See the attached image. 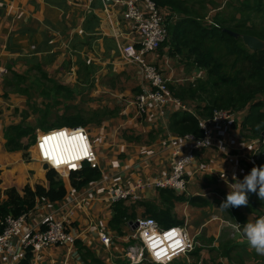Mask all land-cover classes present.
<instances>
[{
  "label": "crops",
  "instance_id": "crops-1",
  "mask_svg": "<svg viewBox=\"0 0 264 264\" xmlns=\"http://www.w3.org/2000/svg\"><path fill=\"white\" fill-rule=\"evenodd\" d=\"M127 44L128 25L110 9L108 0H0V202L6 199L8 190L22 191L26 185L32 187L35 181L31 179L24 183L28 177L24 176L27 166L22 154H9L4 147L5 132L11 125L21 123L20 112L25 102L23 97L13 94L2 99L6 91L4 80L10 77L9 71L34 79L44 74L59 86L69 88L75 97L66 103L71 112L79 110L87 114L106 110L111 113L115 110L98 125L92 123L83 127L96 153L99 179L78 190L66 181L67 193L61 201H38L26 214L28 226L35 230L48 220L69 216L67 231L75 235L76 243L80 242L103 264H129L124 255L131 245L130 235L134 231V222L124 226L123 235L117 236L110 229L108 222L113 203L108 190L133 188L138 181L168 175L175 162L174 151L187 149L185 141L177 139L180 136L171 133L168 127L171 115L182 112L173 109L171 113L161 115L157 108L149 106L143 115L136 114L131 102L140 92V83L135 69L124 60L122 52ZM146 61L157 65L165 76H170L172 82L169 84L174 87L188 84L184 82L186 78L191 81L192 77H205L200 69L193 67L187 71L176 59L163 53L149 54ZM87 87L92 88L91 91L83 92L82 88ZM81 94L83 96L79 97ZM78 98L80 103L77 105ZM15 100H19L18 104ZM189 103L197 108L201 106ZM63 111L62 108L55 112L61 114ZM31 117L28 122L34 124L35 116ZM242 122L235 120L224 128L212 129L213 146L197 154L185 168L190 197L175 202L172 211L181 221L178 226L190 238L198 239L203 248L202 260L210 261L211 254L201 245L199 237L214 238L212 245L216 247L223 226L234 228L228 213L218 210L223 200L218 190L225 193L229 190L221 175L225 174L231 182L233 174L242 179L253 167L247 163L246 157L254 153L257 145L251 147L242 130ZM37 131L44 132L36 129L35 134ZM55 140L57 138L52 142ZM23 142L26 143L27 139ZM139 195L141 201L158 200L155 190H142ZM189 198L196 199L194 204L188 203ZM203 201L208 205H201ZM142 211L140 207L137 209L138 218H142ZM247 219L254 222L256 214L251 213ZM101 232L112 238V245L108 248L98 239ZM243 241L241 237L236 238L238 243ZM13 245L14 253H0V264H19L24 258L25 251L16 239ZM246 252L244 263L234 261L232 264H259L248 258L247 254L251 255L254 250L247 247ZM190 259L194 262L189 254L173 264H192ZM218 262L231 264L223 258ZM30 263L92 264L90 259L84 262L76 248L68 245L33 254Z\"/></svg>",
  "mask_w": 264,
  "mask_h": 264
},
{
  "label": "trees",
  "instance_id": "trees-1",
  "mask_svg": "<svg viewBox=\"0 0 264 264\" xmlns=\"http://www.w3.org/2000/svg\"><path fill=\"white\" fill-rule=\"evenodd\" d=\"M151 1L169 16L166 20L167 41L157 52L176 59L187 71L196 67L205 74L204 78H198L192 83L177 87L169 84L171 93L181 101L201 104L196 109L197 115L201 118L210 117L216 110L237 111L247 107L248 114L242 123V130L250 141H258L256 166L264 165V143L260 138L261 132L264 131V49L252 52L244 46L241 37L234 38L227 32L250 35L264 42V0H228L222 9L213 10L210 16L209 9L219 7L214 0ZM9 74L10 77L4 80L6 91L2 99H7L10 94L25 99L24 109L20 112L21 123L11 125L5 132L4 147L9 154L21 153L22 157L28 160L25 151L31 146L36 129L46 132L62 127H87L92 123L98 125L107 114L111 116L115 112V110L111 113H107L106 110H95L87 114L79 110L71 112L70 106L68 107L66 103L69 104L75 97L69 88L59 86L44 74H40L38 79L14 71H9ZM33 92L37 94L34 95ZM36 97L47 102L43 101L42 107H38ZM59 105H62L64 111L61 114L55 112V120H51L52 110ZM31 115H35L34 124L28 122L32 119ZM198 125V119L187 112L172 114L168 123L170 132L177 136L187 134L200 136L201 130ZM24 139H27L26 143L23 142ZM99 177L98 170L85 164L78 176H70L69 183L73 189L78 190L96 182ZM218 191L224 200L227 193L220 189ZM66 193L65 181L54 171H48L42 179L37 178L32 187L26 185L22 191H16L14 188L8 190L5 193L6 199L0 202V232L4 229L3 222L7 216L17 218L26 214L34 209L38 201L59 202ZM157 193L158 200L154 201L140 200L130 205L124 204L123 201L114 202L111 205V218L108 222L110 229L115 231L117 236L123 235L124 226L138 219L139 207L143 210L141 217L155 220L160 228L181 225V221L172 211L175 202L186 199L168 189L157 190ZM248 197L247 206L227 210L230 224L238 223L243 226L249 222L247 216L251 213L256 214V219L264 216V201L255 193H249ZM187 200L189 204H194L196 199ZM201 205L206 206L208 203L203 201ZM225 225L216 247L212 245L214 238L206 235L199 237L201 245L211 254L210 261L201 259L200 253L203 248L198 246L190 254L194 260L192 264H220L218 262L220 258L227 259L231 264L234 261L245 262L247 242L242 230L238 232L232 230L233 234L242 235L230 238L232 233ZM238 237L244 241L236 242ZM130 243L133 244L134 241L131 240ZM75 248L84 262L90 259L92 264H103L80 242H75ZM247 255L249 259L264 264V255H258L255 251ZM31 258L32 252L27 249L19 264H31Z\"/></svg>",
  "mask_w": 264,
  "mask_h": 264
},
{
  "label": "built area",
  "instance_id": "built-area-1",
  "mask_svg": "<svg viewBox=\"0 0 264 264\" xmlns=\"http://www.w3.org/2000/svg\"><path fill=\"white\" fill-rule=\"evenodd\" d=\"M108 4L110 9L118 13L119 18L128 25V44L123 48L122 54L125 62L135 69L140 83V92L133 96L131 102L136 114L143 115L149 106L157 108L161 115L177 109L179 112L195 116L201 130L200 136L187 134L177 137L185 141L187 149L183 152L174 151L175 162L168 175L150 181H138L133 188L109 189V199L113 203L123 201L124 204L130 205L140 201V191L160 189L172 190L176 195L188 198L189 179L185 168L197 154L213 146L214 127L224 128L235 120L244 121L248 108L243 107L237 111L216 110L208 118L199 117L196 113L197 106L181 101L171 93L169 82H172V78L165 76L157 65L146 61L147 55L156 53L167 41L168 14L151 0H108ZM190 79L186 78L184 82L192 83L197 80L193 77L191 81ZM61 133L63 135H60ZM55 138L57 141L52 142ZM250 145L259 146V143L257 140L250 141ZM257 146L254 153L246 157L250 166H256ZM25 153L30 155L29 161L46 164L60 178L78 176L85 164L92 169H99L94 147L83 127L37 131L33 144ZM26 214L17 218L11 216L5 218L4 229L0 232V253L3 251L14 253L15 239L25 252L29 249L32 255L63 245L75 248L76 237L66 229L69 216L48 220L40 229L35 230L28 226ZM135 222L137 227L130 235V240L134 243L127 248L124 255L129 263L147 261L151 264H173L200 246L199 242L190 238L180 226L163 229L155 220L148 217L138 218ZM98 239L105 248L112 245V238L105 233H99Z\"/></svg>",
  "mask_w": 264,
  "mask_h": 264
},
{
  "label": "clouds",
  "instance_id": "clouds-1",
  "mask_svg": "<svg viewBox=\"0 0 264 264\" xmlns=\"http://www.w3.org/2000/svg\"><path fill=\"white\" fill-rule=\"evenodd\" d=\"M221 179L225 182L229 190L226 194V198L220 203L218 208L219 211L227 212L229 208L247 206L249 204V193L257 194L258 198L264 201V165L253 166L242 179L235 174H233L231 182H229L225 174L221 175ZM65 181H69V179ZM233 226L234 228L229 227V229L235 231L242 230V234L250 249L254 250L258 255H264V216H260L254 222H247L243 226L238 223Z\"/></svg>",
  "mask_w": 264,
  "mask_h": 264
},
{
  "label": "rangeland",
  "instance_id": "rangeland-1",
  "mask_svg": "<svg viewBox=\"0 0 264 264\" xmlns=\"http://www.w3.org/2000/svg\"><path fill=\"white\" fill-rule=\"evenodd\" d=\"M215 1V4L217 5V6H219L218 8H216V9H209V16H210V13L211 12H214L215 10H220V9H222L225 5H226V2L228 1V0H214ZM214 10V11H213ZM110 44V41L109 42H107V45H109ZM102 82H106V80H102ZM83 89V92H85V90H87V91H91V89L92 88H82ZM34 93V95H36L37 94V92H33ZM88 93V92H87ZM84 94H86V93H84ZM80 96H83V94H81V95H79V97ZM86 97H88V95H86L85 96V98H83V99H85L86 100ZM23 101V100H22ZM18 102H19V100H15V104H18ZM36 102H37V104H38V106H40L41 107V102H42V99L41 98H38V97H36ZM80 103V99L78 98L77 100H76V104L78 105ZM88 103H91L90 101L88 102ZM56 110H62V106L61 105H59V106H57L56 108H54L53 110H52V112L53 113H55V111ZM11 113V111H9L8 112V114H10ZM9 116V115H8ZM16 116V118H18L19 117V115L18 114H16L15 115ZM33 116H35V115H33ZM54 118L53 117H51V120H53ZM26 154V153H25ZM27 156V155H26ZM29 156L30 155H28V158H29ZM24 158V157H23ZM24 162H25V164H26V166H27V169L25 170V172H24V176H26L27 175V177H28V179L27 178H25V182L24 183H27L28 181H30L31 179H33V180H36L37 178H39V179H42V178H44L45 177V174H47L48 172H45V171H41V168H40V163L39 162H36V161H29V160H26L25 158H24ZM42 173V174H41ZM42 175V177H39L40 175ZM61 180H63V181H65L66 179L65 178H60ZM66 182V181H65ZM24 186V185H23ZM225 226H227V228H228V231L230 232V233H232L233 231H232V229H229V226L228 225H225ZM188 231V233H191V231L190 230H187ZM132 232V231H131ZM234 236V238L236 237V236H238V233H236V234H231L230 235V238H232ZM247 247H249L248 246V244H247ZM190 262H192L191 261V259H190ZM143 264H145V263H149V262H147V261H144V262H142ZM184 263H186V261L184 260Z\"/></svg>",
  "mask_w": 264,
  "mask_h": 264
},
{
  "label": "water",
  "instance_id": "water-1",
  "mask_svg": "<svg viewBox=\"0 0 264 264\" xmlns=\"http://www.w3.org/2000/svg\"><path fill=\"white\" fill-rule=\"evenodd\" d=\"M227 32L231 36H233L234 38L241 37V40H242L244 46H246V48L249 49L252 52L260 51V50L264 49V42L260 41L259 39L255 38L253 36H250V35H238L236 33L230 32V31H227ZM260 138L264 142V131L261 132ZM40 165H41L40 166L41 171H45V172L50 171L49 167L46 164H40ZM130 224H132V223H130ZM132 225H133L134 229H136L137 222H134V224H132Z\"/></svg>",
  "mask_w": 264,
  "mask_h": 264
},
{
  "label": "snow or ice",
  "instance_id": "snow-or-ice-1",
  "mask_svg": "<svg viewBox=\"0 0 264 264\" xmlns=\"http://www.w3.org/2000/svg\"><path fill=\"white\" fill-rule=\"evenodd\" d=\"M60 135H63V133H61Z\"/></svg>",
  "mask_w": 264,
  "mask_h": 264
}]
</instances>
